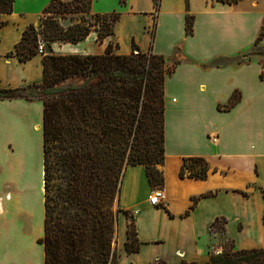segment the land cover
Listing matches in <instances>:
<instances>
[{
    "label": "crops",
    "instance_id": "0c3cea01",
    "mask_svg": "<svg viewBox=\"0 0 264 264\" xmlns=\"http://www.w3.org/2000/svg\"><path fill=\"white\" fill-rule=\"evenodd\" d=\"M51 1L33 12V3L13 0L11 13L0 15L1 89L42 83L43 55L21 62L15 48L28 26L38 27ZM113 12L119 17L113 34L98 42L91 32L76 45V54L104 55L111 45L114 55L126 56L134 45L141 53L177 62L163 85L164 158L159 169L164 201L150 206L154 188L144 167H126L117 264H206L228 242L235 250L264 249V59L244 57L261 30L264 0L231 5L158 0L157 7L153 0H91V15ZM186 15L193 17L191 36L185 34ZM233 94L239 100L225 109ZM42 111L40 100L0 101V264H44ZM210 135L217 136L216 145L210 144ZM186 158L205 160L206 179L179 176ZM32 174L40 179L41 237L16 226L23 212L32 219L21 203ZM124 212L133 215L140 243L135 253L125 251L129 215Z\"/></svg>",
    "mask_w": 264,
    "mask_h": 264
},
{
    "label": "trees",
    "instance_id": "16d2710c",
    "mask_svg": "<svg viewBox=\"0 0 264 264\" xmlns=\"http://www.w3.org/2000/svg\"><path fill=\"white\" fill-rule=\"evenodd\" d=\"M153 1L157 7L158 0ZM213 1L231 5L239 0ZM12 5L13 0H0V15L11 13ZM90 8L91 0H52L43 9L38 27L30 25L23 32L15 48L18 59L24 62L37 54L39 36L48 45H76L91 32H96L98 42L112 35L118 14L91 15ZM66 14L80 15L81 20L64 27L59 21ZM84 15L94 21L89 23ZM185 34H193L189 15ZM263 39L264 20L253 48L244 57L264 59V46H259ZM137 49L133 45L126 56L114 55L111 45L99 56L44 54L41 84L0 88V101L42 102L40 243L44 264H117L115 242L124 167L143 166L152 188L163 185L159 169L164 158L163 85L177 62ZM238 100L233 94L225 109ZM207 173L204 159L186 158L179 176L204 180ZM128 217L132 219L124 246L127 253H135L140 243L133 215ZM206 264H264V249L235 250L228 242L223 253L211 255Z\"/></svg>",
    "mask_w": 264,
    "mask_h": 264
},
{
    "label": "rangeland",
    "instance_id": "374dc122",
    "mask_svg": "<svg viewBox=\"0 0 264 264\" xmlns=\"http://www.w3.org/2000/svg\"><path fill=\"white\" fill-rule=\"evenodd\" d=\"M29 3H33V7L29 8L30 11H37L41 5L46 2V0H28ZM29 6V4H28ZM59 17V16H55ZM64 20H60V24L62 26L67 27L70 24L74 23H79L81 20L80 15H70L66 14L64 15ZM85 20H87L89 23H92L94 21L93 18H91L88 15H84ZM93 29V28H92ZM38 41H42L40 39V36L38 37ZM44 44V54H55V55H66V54H76L74 50L76 49V45L72 44H62V43H53L48 45L46 42L42 41ZM50 46V47H49ZM260 47L264 46L263 43H260ZM57 47L62 49L63 47L68 48L58 50ZM259 47V48H260ZM255 51L257 50L254 49ZM2 138H0V151L2 150ZM2 152V151H1ZM0 152V154H1ZM1 158L3 157L2 155L0 156ZM3 159V158H2ZM33 167L35 166V163L32 164ZM127 166L124 167V170L126 169ZM31 178V187L29 188V193L27 191L22 194L24 195V198L21 199V203L25 206L27 205V208L31 211L32 213V219L29 218V215L26 212H23L19 215L18 220L16 222L17 227H21L25 229V232L27 231H32L33 237H41L42 236V221H40V216H41V192H40V179L39 175H33L30 177ZM128 220L131 221V219L128 217ZM128 221V222H129ZM221 225H217V227L220 228ZM30 229V230H28Z\"/></svg>",
    "mask_w": 264,
    "mask_h": 264
},
{
    "label": "built area",
    "instance_id": "2783aa9c",
    "mask_svg": "<svg viewBox=\"0 0 264 264\" xmlns=\"http://www.w3.org/2000/svg\"><path fill=\"white\" fill-rule=\"evenodd\" d=\"M37 54L44 55V44L42 41L37 42V48H36ZM209 142L211 145L217 144V136L216 135H210L209 136ZM164 201V194L162 189H153L148 197V203L150 206H159Z\"/></svg>",
    "mask_w": 264,
    "mask_h": 264
},
{
    "label": "bare ground",
    "instance_id": "6f19581e",
    "mask_svg": "<svg viewBox=\"0 0 264 264\" xmlns=\"http://www.w3.org/2000/svg\"><path fill=\"white\" fill-rule=\"evenodd\" d=\"M81 49V48H80Z\"/></svg>",
    "mask_w": 264,
    "mask_h": 264
}]
</instances>
